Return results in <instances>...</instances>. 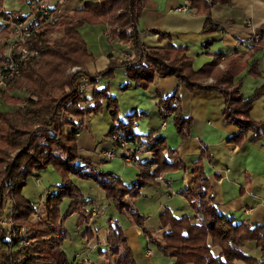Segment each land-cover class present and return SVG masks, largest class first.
Segmentation results:
<instances>
[{
    "label": "trees",
    "instance_id": "obj_1",
    "mask_svg": "<svg viewBox=\"0 0 264 264\" xmlns=\"http://www.w3.org/2000/svg\"><path fill=\"white\" fill-rule=\"evenodd\" d=\"M66 1L48 9L46 17L41 13L46 7L37 9V19L31 24L37 29L27 43L39 50V56L28 60L20 75L0 86V264L75 262L69 261L63 250L67 238L64 223L73 214L80 216L78 224L82 223V217L88 222L91 214L88 215L85 206L95 200L85 195L72 175L94 179L112 199L116 209L142 227L164 255L174 259L172 264H264V226L237 221L217 209L214 186L204 169V156L211 161L206 151L194 163L193 188L181 193L197 215L176 217L166 209L159 215V229L164 233L156 237L153 230L145 228L147 218L137 209L134 198L141 194L144 185L182 165L177 149L169 147L162 136L149 137L152 158L139 164L136 181L128 185L113 173L95 169L91 172V160L80 154L77 137L85 120L91 114L102 112V101L107 100L115 123L107 135L112 147H119L118 141L113 139L114 134L122 135L129 144H138L141 136L134 130L138 113L121 117L119 97L110 91V79L122 68L128 81L120 86L121 91L132 86L148 89L157 76L176 77L189 89L219 91L224 99L225 122L239 128L227 142L240 145L249 132H253L254 141H259L264 138V120H254L251 110L253 103L264 95V87L256 90L251 98H245L241 82L236 78L247 68L249 58L264 46V30L258 32L259 38L250 54H216L210 62L196 69L186 46L143 45V32L139 30L142 0L86 1L81 8L62 12L61 7ZM187 1L190 8L210 13L206 0ZM228 1L213 0V3ZM201 3L205 8H201ZM26 17L19 12H6L4 0H0L1 64L6 61L4 53L12 24L24 22ZM85 24L108 25V39H118L122 44L130 45L134 49L132 54H126V57L110 54L104 70L90 73L87 63L94 61L95 56L80 30ZM213 29L219 27L208 17L203 31ZM57 32L60 36L51 46L49 41ZM154 32L159 40L166 37L160 31ZM256 65L257 62L253 61L249 71L258 76ZM74 67L80 70L71 71ZM99 78L106 80L103 87H95ZM87 82L95 85L88 99L84 90ZM176 95L177 90L171 96L161 98L158 107L164 120L173 117L184 141L191 136L193 120L183 114L179 103H174ZM3 105L9 108H2ZM138 146L143 147L142 144ZM49 166L56 169L62 182L57 186L58 191L44 201L42 211L26 198L23 189L30 176H38ZM66 198L70 203L62 214L61 206ZM34 214L41 216L39 220L31 219ZM22 228L24 232L20 231ZM91 229L88 228L85 234L88 240L93 238ZM23 239L29 241L27 246L21 245ZM249 243L255 246L257 254L243 249ZM108 245L109 264H138L123 229L117 223L110 226Z\"/></svg>",
    "mask_w": 264,
    "mask_h": 264
},
{
    "label": "crops",
    "instance_id": "obj_2",
    "mask_svg": "<svg viewBox=\"0 0 264 264\" xmlns=\"http://www.w3.org/2000/svg\"><path fill=\"white\" fill-rule=\"evenodd\" d=\"M62 1L4 0V9L6 12H19L27 16L24 21L32 24L37 19L39 7L54 9ZM86 1L97 0H67L61 11L81 8ZM142 2L143 11L139 20V30L143 32L141 36L143 45L145 47H167L170 44L186 46L189 55L194 59L196 69L210 62L216 54L225 56L250 54L255 40L259 38L258 32L264 30V0H230L218 3L206 0V4L210 6L209 14L197 11L198 8H190L189 12L176 11L180 6H190L187 0H142ZM201 8H205L202 3ZM208 17L219 27L218 30L203 31ZM85 27H90L94 31L90 33L96 37L88 35L87 38ZM80 30L84 38L92 42L91 47L87 41L90 51L95 56L94 61L87 63L90 73L104 70L110 61V54L126 57V54H132L134 50L118 39L109 40L108 25L85 24ZM154 30L166 34V37L159 40ZM253 61L257 62L256 70L260 73L258 76L249 71ZM124 71L122 68L117 70L116 74L123 77L119 85L115 86L116 89L110 85V91L111 94L119 97L121 117L138 113L134 130L141 138L137 141L138 144L132 142L129 144L130 151L112 147L107 135L114 128L115 123L108 109V101L103 100V111L91 114L77 134L79 152L90 158L93 167L91 172L94 169L110 172L131 185L137 179L139 164L152 158L149 137L162 136L169 147L177 149L182 165L174 171L162 174L164 181H159L157 178L144 185L141 194L134 198L137 209L147 218L145 228L153 230L156 237L161 236L164 230L159 229L158 217L166 209L176 217L197 215L181 193L193 188L192 169L203 151H206L211 158L209 161L205 155L203 163L205 173L214 186L217 209L237 221L264 226V138L254 141L253 132H249L240 145L227 142L229 137L238 133L239 128L225 122L224 99L219 91L189 89L176 77L161 76H157L148 89L132 86L126 91H121L120 86L128 81ZM236 81L241 82V91L245 98H251L256 90L264 87V46L249 58L247 68L236 78ZM105 82L106 80L102 78L98 79L96 86L87 82L84 86L86 98L90 97L94 86L103 87ZM176 90L174 103H179L183 114L193 120L191 136L184 141L177 131L173 117L164 120L158 107L161 98L171 96ZM2 108L7 109L9 106L3 105ZM251 117L257 121L264 120V95L253 103ZM140 144L143 147H139ZM111 147L116 151V157L108 160L103 151ZM127 152L133 153L131 160L127 159ZM86 180L88 179H82V182ZM92 180L94 179L88 181ZM61 182V176L56 169L49 166L38 176L28 178L23 194L43 211L44 201L56 191V187ZM94 200L96 202L95 198ZM112 204V199H109V207ZM90 214L89 211L88 215ZM99 214L100 210L95 217H90L88 223L96 222ZM198 216L201 217L200 214ZM83 219L85 218L82 217ZM108 219L107 229L100 227L95 230L94 227H88L92 228L93 237L97 238V244L93 245L91 252L98 253L99 256L93 261L91 252L83 256L77 253L75 261L86 257L91 264H109L110 259L106 253L109 249L108 235L110 226L117 223L123 229L138 264H172L174 259L164 255L142 227L130 219L128 225L123 227V222L119 223L118 219H114V215L109 216ZM149 222L153 224L157 222L158 226L148 227L146 223ZM90 242L91 240L88 245ZM153 248L157 249L156 252ZM243 249L248 253L257 254L252 243L246 244ZM138 254L142 257L137 258Z\"/></svg>",
    "mask_w": 264,
    "mask_h": 264
},
{
    "label": "rangeland",
    "instance_id": "obj_3",
    "mask_svg": "<svg viewBox=\"0 0 264 264\" xmlns=\"http://www.w3.org/2000/svg\"><path fill=\"white\" fill-rule=\"evenodd\" d=\"M84 31H86V33H87V36H86L87 38H89L88 35H90L91 37H96V36H92L93 33H90V31H93L92 29H90V27H85ZM59 36H60V33H58V32L55 33L54 36L52 37V39H50L49 44L52 46L54 43V40L56 38H58ZM86 41H89V45H91V47H92V42H90V39H87ZM98 42H100V41H98ZM0 64H1V61H0ZM71 71H73V68L71 69ZM77 71H79V70H77ZM122 77L123 76L116 74V76L114 78L110 79L111 80L110 85H112L114 87V89H116L115 86L119 85V82H120ZM71 177L74 178L73 180L75 181V183L82 188L83 192L85 193V195L87 197H90V198L92 197V198L96 199V202H93V203L89 202L85 206L86 209L88 210V212L89 211L91 212L94 207H97L98 210H100V214H99V217L97 218L96 222L88 223L86 221V219H83L82 223L78 224V220L80 217L78 214H73V215L67 217L65 220L64 224H65V228L67 231V238H66L65 243L63 245V250L66 252L69 260L75 261V259H76L75 257H76L77 253H81L82 256L88 255L91 252L93 245L97 244V240H96L97 238L95 236L91 239V242L88 245L89 237L85 236L88 227H90V226L94 227L95 230H96V228H100V227H101V229L109 228V219L108 218L111 215H114V219H116V220L118 219L119 223L123 222V227H126L128 225L127 223H128L129 218L127 217L126 214L120 213L116 209L114 204H112V206L109 207V205H108L109 198L106 196L105 190L103 188H101L97 182H95L94 180H92L90 182L88 180H86L85 182H82V179H80L74 175H72ZM55 190H56L55 192L58 191L57 187ZM69 203H70L69 199L66 198L64 200L62 206H61V213L62 214H65L66 210L68 209ZM159 218L160 217H158V223L160 226V219ZM31 219L39 220V218L35 217V214L31 216ZM158 223L156 222L155 224H153L152 222H149V223H146V225L148 227H154V225L158 226ZM156 250H157L156 248H153L154 252H156ZM97 256H99L98 253L91 252V258L93 261H94V259L97 258ZM136 257L138 258V257H142V256L140 254H138V255H136ZM170 259H172V258H170Z\"/></svg>",
    "mask_w": 264,
    "mask_h": 264
},
{
    "label": "built area",
    "instance_id": "obj_4",
    "mask_svg": "<svg viewBox=\"0 0 264 264\" xmlns=\"http://www.w3.org/2000/svg\"><path fill=\"white\" fill-rule=\"evenodd\" d=\"M176 11L189 12L190 7L188 5L180 6L176 8ZM42 15L46 17L49 15V10L44 8L41 11ZM37 26H32L31 23L20 22L13 23L11 26V37L9 44L5 50L4 56L6 61L0 65V86H5L6 82L18 75H20L23 66L30 59L38 58L39 50L32 48L27 42L33 36ZM80 70L79 67H74L73 71ZM84 78V77H83ZM113 139L118 141L119 147L125 150H129V142L120 134H114ZM130 151V150H129ZM106 159L110 160L116 157V151L114 148H107L103 151ZM127 159L131 160L133 153L127 152ZM159 181H164L163 175L158 177ZM98 213V208L94 207L91 213V217H95ZM36 218L41 217L39 214H35ZM24 232V228L20 230ZM21 245L27 246L29 241L27 239L21 240ZM89 258H80L71 264H89ZM70 264V263H68Z\"/></svg>",
    "mask_w": 264,
    "mask_h": 264
}]
</instances>
